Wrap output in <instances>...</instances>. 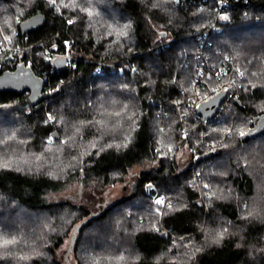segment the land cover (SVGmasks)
Masks as SVG:
<instances>
[{
    "label": "trees",
    "instance_id": "trees-1",
    "mask_svg": "<svg viewBox=\"0 0 264 264\" xmlns=\"http://www.w3.org/2000/svg\"><path fill=\"white\" fill-rule=\"evenodd\" d=\"M233 1L220 11L218 0H160V7L154 0H57L55 11L47 0H0V45L5 32L24 49L2 53L0 74L24 65L46 86L60 82L55 97L37 104L28 91H0V146L10 147L14 136L22 140L16 147L27 140L24 153L41 151L56 128L61 138L53 145L66 133L76 141L66 157L61 152L70 168L60 175L0 166V233L18 242L0 264H64L56 249L68 238L75 261L66 256L65 264H264V133L239 134L264 114V0ZM36 13L46 24L23 35L20 23ZM144 14L168 31L166 42L153 40ZM44 48L75 56V68L54 70ZM206 62L245 73L223 78L232 79L242 107L229 97L208 125L187 113L186 100ZM210 78L209 86L223 84ZM181 124L187 141L205 146L199 156L213 153L184 170L168 151L182 140ZM145 163L127 197L95 212L48 197L74 179L123 182ZM194 175L208 184L203 200ZM156 192L167 202L162 216L153 212Z\"/></svg>",
    "mask_w": 264,
    "mask_h": 264
},
{
    "label": "rangeland",
    "instance_id": "rangeland-1",
    "mask_svg": "<svg viewBox=\"0 0 264 264\" xmlns=\"http://www.w3.org/2000/svg\"><path fill=\"white\" fill-rule=\"evenodd\" d=\"M118 1L124 2L125 0H118ZM143 17H144L145 28L148 31V33L150 34V36L153 38V40L155 42L165 41V39L167 38L168 31L165 30L159 23H157L150 15L144 14ZM4 33L5 32L2 33V38L4 35H6V33L5 34ZM161 34H163L164 36ZM168 39H170V38H168ZM168 41L169 40H167V42ZM1 42H3V39ZM3 43H7L8 47H9L7 51L4 50V52H2L3 54H5V52H6V53H9L10 57H14L15 54H22L24 52V49L19 47L18 45L13 46L12 37H11L10 42H3ZM2 53H0V56L2 55ZM233 74H235V72H233ZM231 83H232V79L230 77L224 79L223 84H221V83L212 84L211 83L209 91L212 89H216L218 92H221V91H225V89H227V91H228L227 99L229 97H231L230 94L232 93L231 99L235 100V98H237V95H236L237 92H236V90H234V87L231 88V86H233ZM192 89H193V87H191V89L189 90V92H190L189 95L191 94ZM229 90H230V92H229ZM218 92L214 93L212 96H214ZM233 95L234 96L236 95V97L233 98ZM212 96H210V97H212ZM186 100H188V98ZM184 110L186 113V109H184ZM187 113L192 114L190 111ZM192 115L196 118H199V116H196L195 114H192ZM201 120H202L204 125H208V122L210 121V120H206V122L208 121L206 123L205 121H203V118ZM47 121L49 123H53L54 119H52V120L47 119ZM180 128L182 131V133L180 135L182 140H179L176 145L171 147V149H172L171 152H172V154L175 153V157L177 158L178 165L180 166V169L184 170V169L188 168L189 165H194V162L197 161V159L195 158L196 153H198L199 148H201V147L205 148V146H201L198 148L197 147L198 143L196 145L195 142H193V141H189V140L187 141L186 140L187 136L189 137L190 136L189 134H191V133H189V129L186 126H183L182 124H181ZM55 131L58 132V134L60 136L59 138H61V135L59 133V129L56 128ZM66 137H67V133L64 136L62 141L68 142V139H66ZM7 138H10L9 139L10 140L9 146L10 145L11 146L10 147L0 146V147H2L0 149V166L5 165V166H10V167H17V168H20L21 170H24V171L43 169L46 172L54 174V175H60L63 170L70 168V166L66 167L62 164L63 162H61V152L62 153L64 152L65 153L64 156L66 157L67 154L70 153L72 148L75 149L74 144L76 141L74 142L73 138L69 139V142L67 145H66V143H62V142L59 145H53L54 141L59 140V138L56 139L52 135L47 139V141H44L43 150L36 151L35 149H32V147H31V150H29L25 153H24V151L26 150L27 140L24 141V142H26V144H23L19 147H16V146H13V144L19 145L18 142H21L22 140H17V137L14 138V136H9ZM7 138H4V139H7ZM183 139H184V142H183ZM191 142H193V143H191ZM214 142H215V140L212 139L210 144H212ZM199 143H201V145L202 144L207 145L206 140L199 142ZM55 146H58V148L60 149V156H59V150H53L52 149ZM68 146L70 149H68ZM260 157H263V156H260ZM149 167H150V163L138 165V166L134 167L129 172L128 176L125 178V180L123 182H119V183L112 184L109 186L102 185L97 180H92L91 183H89V185H83L79 180L74 179V180H71L63 189H61L60 191H58L56 193L50 194L48 197L51 200H56V201H58V200H69V201H72L74 203H80V204L85 205L86 207H88L89 209H91L95 212V211L99 210L101 207H103L105 204L114 203L116 201H120L123 198L127 197L132 192L134 183H135L139 173L142 170L148 169ZM199 171L200 170L197 169V172H199ZM196 177L194 175L193 181L196 183L195 186L197 185L196 188L201 193L199 200H203L205 195L202 193V191H203V188H205L204 185H208V184L205 181L200 182V179L198 177L197 178ZM258 185L259 186L261 185V181H259ZM157 198H162L164 200V204L163 205H157L155 203V200ZM152 201L154 204L153 212L157 216H162L163 211H164V207L167 204L165 198L159 192L158 193L156 192L154 194V197L152 198ZM68 240H69V238L65 240L63 245H61L59 248L56 249L57 259L64 264L66 263L65 262L66 256H69V260L75 261L73 255L71 253L67 254L68 249L70 247V243Z\"/></svg>",
    "mask_w": 264,
    "mask_h": 264
},
{
    "label": "water",
    "instance_id": "water-1",
    "mask_svg": "<svg viewBox=\"0 0 264 264\" xmlns=\"http://www.w3.org/2000/svg\"><path fill=\"white\" fill-rule=\"evenodd\" d=\"M185 1V0H182ZM47 17L43 13H36L29 18L23 20L20 23V30L23 35L31 32L36 31L39 28L43 27L46 24ZM164 36V35H163ZM68 57H57L54 62L53 66L56 70L62 71L67 66ZM0 91H14V92H23L28 91L30 92L29 100L33 104H37L43 98H53L55 97L59 91L53 90L47 93L45 91V81L44 79L36 74L34 70L24 65H20L17 67L15 71H5L0 74ZM219 96L215 94L214 96L210 97L209 99L203 101L200 105V108H197L198 114L204 120H211L213 119L220 110L222 103L228 97V91H221L218 92ZM236 104L242 107V103L237 98ZM264 133V114L256 116L252 119V126L246 132V135L241 136L243 140H248L252 137H257ZM53 136L58 139L60 136L57 131L53 133ZM213 153H207L200 155L198 157V161L207 159L212 156ZM89 219L88 221H90ZM88 221H84L80 225L76 226L74 229V236L78 232L79 229L83 228ZM73 249V243H71L68 253H71Z\"/></svg>",
    "mask_w": 264,
    "mask_h": 264
},
{
    "label": "built area",
    "instance_id": "built-area-1",
    "mask_svg": "<svg viewBox=\"0 0 264 264\" xmlns=\"http://www.w3.org/2000/svg\"><path fill=\"white\" fill-rule=\"evenodd\" d=\"M234 5H235V3L233 0H218V9L220 11H222L224 8L232 7ZM212 29H216V24L212 27ZM212 29L207 30L204 34L208 35ZM8 48L9 47H8L7 43L1 42L0 53L4 52V50L7 51ZM44 51L46 53L47 59H49L52 62V64L57 57L66 56V57H68V61H67V66L65 69L71 71L73 68H75V64H76L75 56H73L71 54L53 52L47 48H44ZM200 56L201 55H199L198 57H200ZM54 70H56V69L54 68ZM56 71L60 72L59 70H56ZM119 71L122 72L123 69L120 68ZM98 72H101L100 68L97 69V73ZM233 72H235L237 74L239 79H242L245 75V73L242 69H236V68L227 69L226 67L219 68V67L212 66L208 62H206L204 67H201L199 69V72L196 74V82H195V85L193 87V91H192L191 95L188 97V103H187L188 111H190L192 114H195L196 116H200L197 112V107L195 105L201 104L203 101L207 100L214 93L218 92L217 90L216 91H212V90L209 91L210 86H209L208 80H212V78H210V77L213 76V79H215V80H222L226 76L233 75ZM240 73H243V75H240ZM44 81H46V80L44 79ZM59 86H60V82L57 85V87H55V88H53L49 84H48V86H46V84H45V89H47L46 92H50L53 90H58ZM197 92H199V94H197ZM230 96L232 97V93L230 94ZM203 121L206 122V120H204V119H203ZM198 157H199V154L196 153L195 158L198 159Z\"/></svg>",
    "mask_w": 264,
    "mask_h": 264
},
{
    "label": "snow or ice",
    "instance_id": "snow-or-ice-1",
    "mask_svg": "<svg viewBox=\"0 0 264 264\" xmlns=\"http://www.w3.org/2000/svg\"><path fill=\"white\" fill-rule=\"evenodd\" d=\"M90 2V0H89ZM164 2H167V0H164ZM176 2H179V0H176ZM47 3L49 5V7L53 8L55 11H60V7L58 6V3H57V0H47ZM65 8L68 7L67 4H64L63 5ZM153 7H160L161 6V3H160V0H154V3L152 5ZM89 16L92 15L91 12L88 13ZM222 19H227V17H222ZM69 24L73 23L72 20H69L68 21ZM163 35V34H161ZM3 42H10L11 40V36L9 35H4L3 36ZM240 75H243V73H240ZM212 91H216V89H212ZM225 91H227V89H225ZM197 94H199V92H197ZM217 96H219V93H217ZM207 102V101H205ZM197 108H200L201 105L200 104H196L195 105ZM117 116L120 115V113H116ZM49 120H52L53 117L52 116H49L48 117ZM241 136H244L246 135L245 132L243 131H240L239 133ZM62 143H67V141H62ZM168 151L171 152L172 149L171 147L168 148ZM149 187H151V185H149ZM205 188L208 187V185H204ZM155 203L157 205H163L164 204V200L162 198H157L155 200ZM168 207H172L171 204L168 205ZM18 242L17 240L15 239V237H8L7 235L3 234V233H0V249H4L5 250V253L3 255H0V259H4L6 258L7 256L11 255V250H12V246L16 245ZM20 259H25V257H20ZM121 260L124 259L123 256L120 257Z\"/></svg>",
    "mask_w": 264,
    "mask_h": 264
},
{
    "label": "bare ground",
    "instance_id": "bare-ground-1",
    "mask_svg": "<svg viewBox=\"0 0 264 264\" xmlns=\"http://www.w3.org/2000/svg\"><path fill=\"white\" fill-rule=\"evenodd\" d=\"M220 13H221V12H220ZM220 13H219V14H220ZM165 42H166V41H165ZM165 42H164V43H165ZM164 43H163V44H164ZM198 55H199V54H198ZM202 55H203V54H202ZM202 57H203V56H202ZM197 58H198V57H197ZM204 58H205V56H204ZM198 59H199V58H198ZM207 59H208V58H207ZM230 60H231V59H230ZM205 61H206V60H205ZM210 61H211V59L209 60V63H210ZM201 63H202V62H201ZM203 63H204V62H203ZM213 64H214V63L212 62V64H210V65H213ZM203 65H204V64H203ZM198 66H199V65H198ZM213 66H214V65H213ZM200 68H201V66H200ZM73 69H74V68H73ZM198 69H199V67H198ZM66 70H67V69H66ZM197 71H198V70H197ZM195 76H196V75H195ZM213 80H214V79H213ZM222 80H223V79H222ZM222 80H221V81H222ZM223 81H224V80H223ZM45 82H46V81H45ZM207 122H208V121H207ZM207 122H206V123H207Z\"/></svg>",
    "mask_w": 264,
    "mask_h": 264
}]
</instances>
